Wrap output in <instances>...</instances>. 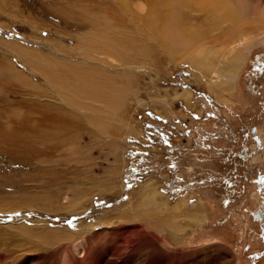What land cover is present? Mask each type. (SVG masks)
Segmentation results:
<instances>
[{"label":"rangeland","instance_id":"obj_1","mask_svg":"<svg viewBox=\"0 0 264 264\" xmlns=\"http://www.w3.org/2000/svg\"><path fill=\"white\" fill-rule=\"evenodd\" d=\"M104 4L0 0V264H135L137 242L140 264H264V34L238 73L220 60V92L160 51H112L90 26ZM140 193L179 241L121 220L140 216ZM121 226L136 229L107 239Z\"/></svg>","mask_w":264,"mask_h":264},{"label":"bare ground","instance_id":"obj_2","mask_svg":"<svg viewBox=\"0 0 264 264\" xmlns=\"http://www.w3.org/2000/svg\"><path fill=\"white\" fill-rule=\"evenodd\" d=\"M101 2L105 3L99 7L104 9L103 13L98 10L93 11V14L92 10L86 11L87 15L94 16L93 20H97L90 25L94 26V33L100 30V35L106 38L108 43L116 42L112 45V51L122 55L134 51L133 56L138 60H144L145 55L153 57L155 52L160 51L166 63L174 66L186 63L192 71L207 76L203 80L217 90L224 89L221 86L226 85L223 82L226 80H221V76L217 78V75H212L213 72L216 74L219 71L220 60L225 64L223 72L231 75L238 73L246 62L247 57L243 54L246 46L253 37L264 34V0H101ZM124 19L131 21L127 24L130 25L129 30L124 26L126 25ZM94 33L92 34L95 35ZM233 36L239 39L240 46L236 47L233 43L227 47V44L234 40ZM245 43L247 44L243 46ZM158 63L156 62L154 66L157 67ZM223 94L226 95L225 92ZM189 96V93L185 92L180 97L185 99ZM149 188L150 185L144 187ZM150 189L155 192L153 188ZM141 198L136 210L140 216L135 217L134 213L129 217L121 215V220L131 219V222H138L136 220L138 218L144 225H140L141 228L153 230L160 224L170 231L172 229L166 236L174 243L179 241L180 237L176 235L180 234L181 227L175 223L171 226L168 219L154 220V215L148 213L147 209H138L152 196L141 194ZM171 210L173 213H186L189 221L199 216V207L189 212L185 210L183 202H179ZM125 228L121 226L112 229V233L106 236L107 239L110 237L113 241L123 236L119 231L125 230L130 233L127 229H136L134 226ZM145 235L153 242L159 241L151 234ZM120 242L116 243L121 244ZM139 245L145 243L137 242L132 247L134 254L131 262L135 264H140L141 259L145 261L151 256L150 249L138 248ZM129 248L130 244L125 241L119 248L110 250L109 254L119 259L121 251ZM191 252V256L200 254L197 249ZM90 253L91 250L87 252V257L91 256ZM164 253L166 255V252ZM185 253L180 251L176 252V255L182 257ZM170 257L172 258L171 253L167 252L168 261H171Z\"/></svg>","mask_w":264,"mask_h":264},{"label":"flooded vegetation","instance_id":"obj_3","mask_svg":"<svg viewBox=\"0 0 264 264\" xmlns=\"http://www.w3.org/2000/svg\"><path fill=\"white\" fill-rule=\"evenodd\" d=\"M261 71L264 72V65L262 66ZM252 132H253V133H254V132L256 133V129L253 128V129H252Z\"/></svg>","mask_w":264,"mask_h":264}]
</instances>
